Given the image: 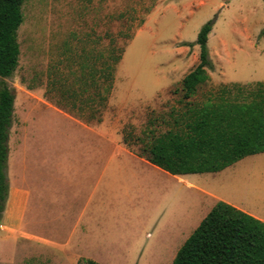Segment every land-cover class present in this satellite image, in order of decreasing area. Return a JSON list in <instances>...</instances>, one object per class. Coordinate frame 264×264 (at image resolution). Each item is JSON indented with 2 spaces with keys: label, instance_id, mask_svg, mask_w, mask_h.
I'll return each instance as SVG.
<instances>
[{
  "label": "rangeland",
  "instance_id": "rangeland-1",
  "mask_svg": "<svg viewBox=\"0 0 264 264\" xmlns=\"http://www.w3.org/2000/svg\"><path fill=\"white\" fill-rule=\"evenodd\" d=\"M22 13L18 66L0 78V86L6 82L15 95L9 150L21 157L16 169L29 191L25 231L63 244L71 232L78 239L87 223L89 235L77 243L78 251L100 255L92 259L102 264H172L171 255L217 199L264 219V153L221 172L182 177L188 183L138 160L87 180L73 174L87 168L76 157L79 128L51 111L58 106L89 119V87L82 91L85 81L89 85V32H111L124 53L102 121L118 123L127 148L147 155L155 137L181 129L187 103L214 101L224 86L226 98L241 101L250 84L264 82V0H25ZM210 20L214 67L208 82L185 100L182 80L199 63L194 43ZM9 207L6 202L1 220L0 264L85 259L70 263L26 235L9 221Z\"/></svg>",
  "mask_w": 264,
  "mask_h": 264
},
{
  "label": "trees",
  "instance_id": "trees-1",
  "mask_svg": "<svg viewBox=\"0 0 264 264\" xmlns=\"http://www.w3.org/2000/svg\"><path fill=\"white\" fill-rule=\"evenodd\" d=\"M24 1L0 0V78L3 79L11 77L18 66V29L23 23ZM214 25L215 20L204 24L194 43L200 50L199 63L182 80L185 100L195 95L210 78L214 66L209 57L208 38ZM123 53L124 49L118 46L111 32L103 35L89 32L86 77L89 85L85 81L82 87L84 93L89 87V122H102ZM249 86L253 87L252 91L241 101L226 98L224 94L229 89L224 86L214 101L209 98L194 106L187 103L189 108L181 129L168 130L155 137L143 157L169 174L179 176L221 172L247 156L264 153V82ZM14 103L15 95L3 81L0 86V227L9 191L8 142ZM78 264L99 263L80 259ZM172 264H264V221L220 201L178 250Z\"/></svg>",
  "mask_w": 264,
  "mask_h": 264
},
{
  "label": "crops",
  "instance_id": "crops-1",
  "mask_svg": "<svg viewBox=\"0 0 264 264\" xmlns=\"http://www.w3.org/2000/svg\"><path fill=\"white\" fill-rule=\"evenodd\" d=\"M222 4L223 6L225 5L224 3ZM220 43L224 44L225 41L221 40ZM249 43H252L251 38H249ZM51 111L70 120L73 123V125L79 128V132L81 133V137L79 136L80 147L78 148V154L76 155V157L78 159L80 158L81 159L80 161L85 160L87 168L86 171L84 170L75 171L73 174L76 177H81L88 180L89 177H93V176L101 177L103 175H114L116 174L115 173L116 171L120 172V169L124 171L123 168L126 169V167H131L133 165H136L135 162L137 160L146 164L151 168H154L155 170L163 174H166L168 176H175L151 164L145 157L139 156L138 154L132 152L129 148H127V144L124 141L123 134L120 131V127L118 126V123L116 125V122L103 120L100 123L97 122L98 124H93L92 122H89V120H85L79 116H76L75 114H71L70 112H67L63 108L58 106H55L54 109H51ZM24 138L25 136H23V140ZM11 141H12V136L9 135L8 144H10ZM91 156L97 157L96 160L99 159L100 161L98 160L96 163H91L90 162ZM19 158L21 159L19 154L15 157L14 156L12 157L11 151L9 150L8 161H7V177L9 183V191L6 202L7 205H9L10 207L9 209L7 208L6 213H8L9 221L12 223V225H15L17 227L20 226V228L23 229L26 235L36 236L34 234L25 231V229L23 228L24 219H25V208L29 197V191L24 189L22 183L20 185V178L22 181L24 180V176L22 177V175L19 174L16 169V165L18 163ZM42 158L44 162L48 161L47 157L43 156ZM54 158L55 160H57L56 156H54ZM99 162L102 164L97 165V163ZM39 164H40V154H39ZM188 175H179L176 177H178L177 180L186 181L188 183L189 182L188 178H184V179L182 178ZM217 200L218 202L220 201L225 202L224 200H219V199ZM203 217L205 218V216ZM254 217L264 221L263 218H259L257 216ZM199 224L196 226V228L199 226ZM192 233H190V235ZM74 235H75L74 232H71L69 234V237H67L66 242H64L63 244H56L42 236H36V237L41 239V241L44 242L45 245H49V247L53 248L54 252L58 256L67 258L70 263L74 262V260L85 258V259L94 260L99 264H102L101 259H92L94 257H100V255L84 254L83 252L78 251L77 243H79V241L85 240L86 236L89 235V224L86 223L83 226L79 234L80 237L78 239H74L72 237ZM189 236H187L186 240L189 238ZM142 255L143 254H140L139 259L143 257ZM175 256H176L175 254L171 255L173 260Z\"/></svg>",
  "mask_w": 264,
  "mask_h": 264
}]
</instances>
